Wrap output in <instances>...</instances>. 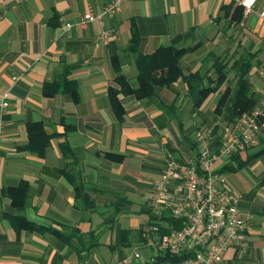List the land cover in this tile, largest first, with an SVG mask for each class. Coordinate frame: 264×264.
<instances>
[{"label": "crops", "instance_id": "crops-1", "mask_svg": "<svg viewBox=\"0 0 264 264\" xmlns=\"http://www.w3.org/2000/svg\"><path fill=\"white\" fill-rule=\"evenodd\" d=\"M110 1L0 0V96L9 89L0 139V190L27 182L31 198L23 215L29 221L66 234L94 231L98 240L96 248L78 255L75 239L68 246L50 234L17 233L4 218L16 211L2 198L0 264H123L134 252L152 264L158 256L143 239L151 225L147 198L152 181L168 155L181 161L194 158L196 132L213 128L218 135L223 123L213 114L218 93L193 113L181 82L169 90L157 89L152 101L120 95L125 115L122 122L114 118L107 94L116 76L112 57L120 59V72L131 87L137 86L133 60L125 53L132 23L145 54L160 46L198 44L182 59L185 74L200 70L209 54L231 60L242 51L254 54L249 81L255 96L264 97V20L259 17L264 0H257L239 21L232 18L241 0H123L119 12L104 21L63 31L65 24L77 23L89 9L98 13ZM104 32H109L106 41ZM64 67L70 68L65 78L75 84L77 102L63 93L43 96V86L56 82ZM230 73L229 85L234 78ZM12 77L20 79L12 84ZM34 122L53 136L43 156L21 150L27 144L26 125ZM107 154L122 160H109ZM222 173L239 198L246 223L242 245L229 248L222 264H264V158ZM69 175L80 196L87 188L93 204L76 202ZM122 231L129 234L122 238Z\"/></svg>", "mask_w": 264, "mask_h": 264}, {"label": "built area", "instance_id": "built-area-1", "mask_svg": "<svg viewBox=\"0 0 264 264\" xmlns=\"http://www.w3.org/2000/svg\"><path fill=\"white\" fill-rule=\"evenodd\" d=\"M257 0H241L243 15L252 12ZM123 0H111L98 13L89 9L75 24H65L63 31L80 28L119 12ZM264 20V3L259 13ZM103 33V39H108ZM263 75V74H261ZM12 77V84L19 81ZM9 89L0 96V139L6 125ZM264 97L254 109L232 123L224 122L220 133L204 128L194 134L196 153L189 161L167 156L162 172L152 181L147 208L151 225L143 234L144 244L158 255L179 256L171 264H222L226 251L241 246L246 228L237 195L227 188L226 177L217 166L236 153L258 144L263 125ZM123 264H145L138 252Z\"/></svg>", "mask_w": 264, "mask_h": 264}, {"label": "trees", "instance_id": "trees-1", "mask_svg": "<svg viewBox=\"0 0 264 264\" xmlns=\"http://www.w3.org/2000/svg\"><path fill=\"white\" fill-rule=\"evenodd\" d=\"M243 8L238 6L233 14V20L239 21L242 18ZM57 27V23L52 24ZM178 38L174 39V43ZM192 48H177L174 45L160 46L153 52L145 54L142 52V39L139 32L132 23L131 37L125 50L127 56L133 60L136 70L135 88L131 87L128 80L120 72V59L112 57L111 65L115 73L113 84L108 87L107 94L110 110L114 118L118 122L123 121L125 115L124 107L119 96L133 97L136 100L152 101L157 97V89H171L177 82H181L187 91V97L190 104V111L197 113L204 101L212 94H219L213 114L219 117L221 122L232 123L243 114L250 113L259 101L255 96L253 88L249 81V74L255 66V55L249 52H239L230 62L225 59L209 54L201 63L200 70L195 73L185 74L181 65L182 59L186 54L194 51ZM70 68L64 67L61 76L56 82L45 84L42 88L43 96L52 97L56 93L67 95L73 102L78 101V90L74 83L68 82L65 78L66 72ZM234 74L233 82L229 85L228 73ZM174 103L172 108H174ZM160 109L163 105L158 104ZM178 127L182 131V123L177 119ZM259 123L264 126V116L259 119ZM203 125V123H202ZM200 126H198V129ZM219 127H215V133ZM27 144L21 148L23 151H29L43 156L45 150L49 147L50 140L53 137L48 135L40 122L28 123L26 125ZM262 136L259 137L258 144L255 148L247 149L245 156L241 157L239 153L234 154L230 161L220 168L219 172H230L246 168L253 160L264 158V128ZM184 137L191 144L189 137ZM192 149L194 148V144ZM109 160L120 161L122 156L107 154ZM68 181L74 186L76 192V202H85L89 200L87 188L84 187L83 193L79 194V188L74 177L67 176ZM6 198L10 201V205L15 209L16 214L13 216L5 215L4 218L9 221L13 229L19 233L21 231L37 232L42 234H50L54 238L62 241L68 246L75 239L80 245L76 249L78 255L82 252H89L98 246L97 236L94 231L86 234L80 233L78 230H71L69 234L62 233L58 230L38 225L29 221L23 212L28 206L31 191L27 182L21 181L16 187H8L0 190V200ZM90 204H93L89 200ZM129 232L122 231L124 238ZM181 258L170 254L158 255L152 264L175 263Z\"/></svg>", "mask_w": 264, "mask_h": 264}, {"label": "rangeland", "instance_id": "rangeland-1", "mask_svg": "<svg viewBox=\"0 0 264 264\" xmlns=\"http://www.w3.org/2000/svg\"><path fill=\"white\" fill-rule=\"evenodd\" d=\"M227 62H230L231 61V58H224ZM230 76H232V73H230L229 74ZM190 158V154H188V155H185V156H183V159H185V160H187V159H189ZM153 252V251H152ZM153 254L155 255L156 253L155 252H153ZM140 255H142V254H140ZM142 257V256H141Z\"/></svg>", "mask_w": 264, "mask_h": 264}]
</instances>
